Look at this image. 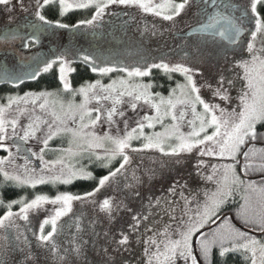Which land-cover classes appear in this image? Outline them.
<instances>
[{
	"label": "snow or ice",
	"instance_id": "snow-or-ice-1",
	"mask_svg": "<svg viewBox=\"0 0 264 264\" xmlns=\"http://www.w3.org/2000/svg\"><path fill=\"white\" fill-rule=\"evenodd\" d=\"M0 6L10 21L17 9L31 14L30 33L22 36L19 29H7L0 36L5 42L20 39L25 48L52 29L79 32L82 27H100L111 6L138 9L172 22L173 27L178 17L193 8L191 15L196 18L186 31L181 29L178 62L145 59L135 66L100 67V57L82 54L81 61L92 72L123 75L107 84L97 79L74 88L68 79L75 72L74 61L61 52L31 73L35 79L58 65L61 89L8 96L7 103L0 104V148L8 152L0 157V231L4 233L0 239L10 243L13 229L16 241L23 237L29 247L24 264L34 259L25 232H32L52 264H89V249L103 253L99 264H115L108 257L127 251L133 234L143 245L142 264H226L229 255L238 256L240 264H264V0L245 4L233 0H32L29 4L0 0ZM49 9H56L59 17L72 9L94 11L90 18L69 25L59 18L48 19ZM205 66L216 70L205 75ZM153 69L162 70L169 80L178 73L183 82L170 86L167 96L153 92L154 84L142 80L151 77ZM15 79L23 83V78ZM202 90L207 91V99ZM14 106L16 115L9 118ZM25 116L29 122L21 126ZM157 125L160 131H145ZM185 126L186 132L182 130ZM10 139L16 153L23 154L22 165L16 164L6 143ZM55 139L61 141L60 146L50 148L49 142ZM31 140L42 145L38 152L25 147ZM48 152L55 154L53 159H45ZM149 152L160 154L159 161L149 157L160 169L169 166L166 161L177 166L195 154L199 180L195 187L174 180L165 192L148 196L134 210L125 200L140 198L145 177L151 181L157 174L155 167L144 166ZM136 156L140 160L134 164ZM33 158L39 165H33ZM93 165L106 169V174L95 176L88 170ZM9 166L21 171L10 172ZM78 179L94 180L95 185L83 195L34 193L31 198L20 196L5 202L2 194L9 182L36 189ZM75 201L90 204L109 221L123 208L130 213L127 228L99 232L97 220L85 226L81 212L69 225V238L59 242L57 236L64 234L61 218L73 212ZM45 205L54 207L37 233L28 226L30 213L38 214ZM15 206L18 211L13 210ZM18 221L24 222V231Z\"/></svg>",
	"mask_w": 264,
	"mask_h": 264
},
{
	"label": "rangeland",
	"instance_id": "rangeland-1",
	"mask_svg": "<svg viewBox=\"0 0 264 264\" xmlns=\"http://www.w3.org/2000/svg\"><path fill=\"white\" fill-rule=\"evenodd\" d=\"M31 2L32 0H24L25 4H29ZM233 2L245 4L247 3V0H233ZM194 10L195 9L193 8L189 11L190 15L189 13H187V15H183V20H181L180 23L176 21L175 27H173L172 22H163L161 18L154 17L148 13H142L138 9L126 8L124 6H111L103 17L100 27L94 29L82 27L79 32L70 31L68 29H52L44 32L38 43H35L27 48L23 47V43L20 39L13 41L9 38L7 42L0 39V83L8 82L10 84H18L20 82L15 79L16 77L23 78V81L32 79L31 73L37 69L38 65L42 68V62L44 60L54 58V54H59L61 52H67L68 59L70 61L80 62L89 71H91V68L80 59L82 54H92L100 57V60L97 61V64L100 67L135 66L137 64H142L145 59L149 62H159L161 59L170 63L178 62L181 59L180 46L183 44V40L179 37V31H181L180 27L196 22V18L191 15ZM93 11L94 9H92L91 14L89 15L90 17ZM115 11H119V13L123 16H126L125 13H127V16L132 14L135 17L134 21L132 20V25L128 24V26L124 27L122 31H118L116 29V31L113 32L112 27L105 24L104 18L108 17L110 13ZM12 17L13 18L10 21L9 14L4 11H0V36H3L4 31L7 29H19L20 35L22 36L31 32L28 25L25 24V20L27 18L33 19L30 13L22 12L17 9L12 13ZM153 25H155V28H153ZM153 32H155V34H153ZM101 61H103V63H101ZM54 67L58 72V65ZM71 67L74 68L73 63L71 64ZM215 70V68L210 66H205L204 68L205 75H210ZM158 71L162 72V70ZM70 74L71 73L68 74L69 80ZM95 74L97 75L96 78L87 82H94L99 79L102 83L107 84L110 83L111 79H116L118 76L123 75L116 72L109 73L105 76H101L99 73ZM174 75H177V77H173L176 81L183 82L182 76L178 73ZM137 79L139 80L141 78ZM142 80L144 83H152L150 77H144ZM173 87H175V85ZM41 91L54 92L52 90L27 92ZM152 91L160 92L155 91L154 89H152ZM25 93L26 92L18 94H5L0 97V104L7 103L6 98L8 96H23ZM161 94L164 96L168 95V93ZM202 95L205 99L208 98L206 90H202ZM77 100H79V97H77ZM21 107H23V105H21ZM28 107L30 108L31 105ZM144 111H148V109L145 108ZM148 114L152 113L149 111ZM14 115H16L15 106L13 111L10 113L9 118ZM129 115L131 116L132 113L129 112ZM188 119H191L190 114ZM28 122L27 116L20 119L21 126L26 125ZM131 123L132 122L130 121V124ZM132 126H134V124ZM121 127H123V125H121ZM160 130L161 128L159 125H157L155 129H145L146 132ZM182 130L185 132L188 131L187 126L183 127ZM19 131L20 129H18V132ZM9 132H11L10 128ZM40 135L42 137L43 133H40ZM6 143L15 156L16 164L22 165L24 163L22 158L23 154L16 153L15 147L12 146L13 141L11 139ZM135 143L138 142H134V144ZM60 144L61 141L59 140L57 147L60 146ZM41 146L42 145L36 140H31L25 145V147L31 148L36 152L39 151ZM50 148L56 147L52 146ZM0 150L4 151L3 154H0V157L8 155V152H6L3 148H0ZM54 156V153L48 152L45 155V159H53ZM149 157L159 161L160 154L156 152H149L144 158V166L155 167L157 169V174L151 181L145 177V186L140 189L141 197H130L128 200H125V204L128 207L134 210L140 209L142 202H146V198L148 196H159L162 192L167 190L169 185L174 180L177 179H179L182 183L186 181L190 187L196 186L199 178L196 176L194 168V165L196 164L195 154L185 159L177 166H173L170 161H166L169 166L163 169H160L158 163L152 165ZM204 159L208 160L209 158L205 157ZM139 160V156L134 157V164L138 163ZM213 162L215 161L213 160ZM85 163H87V161H85ZM33 165H39V161L33 158ZM8 170L10 172L21 171V169H13L10 166ZM199 183L203 186V181H199ZM79 195H83V193H80ZM98 198L103 199V195L98 194ZM119 198L120 197H118V199ZM53 207L54 206L52 205H45L38 214L30 213V224L28 226L31 227L33 231L38 233L40 222L46 216L51 214ZM13 210L18 211V206ZM81 212L85 214L83 224L87 226L90 220L96 219V230L99 232L110 228L113 233H116L121 228H127V224L130 221V213L125 211L123 208H121L119 213L114 214V220L109 221L103 213L93 211L90 204L82 205L79 201H75L73 202V212L68 216L61 218L60 224L64 225V234L57 236V240L59 242H65L69 238V225H71L74 217L78 216ZM18 223L21 224V231H24V222L18 221ZM48 230H50V226H46V231ZM71 231L74 232L75 229L72 228ZM25 234L28 236L30 241L31 254L34 257L33 260L28 262V264H52L51 258L47 256L45 250L37 245V241L33 237L32 232H25ZM3 235L4 233L0 231V237ZM9 235L11 241L10 243L0 239V261H6L7 264H24L25 254L29 252L28 245L23 242V237H21L20 241L15 240L16 231L14 229L11 230ZM99 243L103 244L104 240L101 239ZM109 251L111 252V249H109ZM142 252L143 245L139 242L137 235L133 234L130 237L128 250L121 253H112L108 259L114 260L115 264H142ZM88 258L89 264H99L103 258V253L97 255L89 249Z\"/></svg>",
	"mask_w": 264,
	"mask_h": 264
},
{
	"label": "trees",
	"instance_id": "trees-1",
	"mask_svg": "<svg viewBox=\"0 0 264 264\" xmlns=\"http://www.w3.org/2000/svg\"><path fill=\"white\" fill-rule=\"evenodd\" d=\"M92 9H76L71 12L66 13L63 17L58 16V12L56 9L46 10V15L50 19H60L64 23L74 24L80 19H86L91 14ZM73 66L75 68V72L70 74V82L72 87L76 88L77 86L83 84L86 81H91L96 78V74L94 72L89 71L85 66H83L80 62H74ZM177 77V75H173V77ZM152 83L154 84V90L160 91L163 94H167L169 91V87H173L175 85V78L169 80L167 75L163 72H159L157 69H153L152 76L150 77ZM62 85L58 79V72L54 67L53 70L44 73L41 72L35 79H27L24 80L23 83L18 84H10L8 82L0 83V97L5 94H18L24 93L27 91H40V90H52L56 91L61 89ZM59 144V140L55 139L49 142V146L57 147ZM4 151L0 150V154H3ZM89 171L93 172L95 176H100L102 174H106V169H102L98 166H90L88 168ZM0 181H3V177L0 176ZM95 185L94 180H85L78 179L73 181L71 184H46V185H38L36 189H32L30 187L19 188L11 186L9 182V186H6L2 190L3 198L5 202L18 198L20 196H27L31 198L34 193L46 194L49 196H54L57 192H70L72 194H80L86 191L92 190ZM17 206L14 207L16 209ZM0 214H2V210H0ZM238 222V221H237ZM226 264H240V258L238 256L229 255L226 258Z\"/></svg>",
	"mask_w": 264,
	"mask_h": 264
},
{
	"label": "flooded vegetation",
	"instance_id": "flooded-vegetation-1",
	"mask_svg": "<svg viewBox=\"0 0 264 264\" xmlns=\"http://www.w3.org/2000/svg\"><path fill=\"white\" fill-rule=\"evenodd\" d=\"M69 12H71V10L69 11ZM115 13H117V15H115V16H113V15H108V17H106V18H104V22H105V24L106 25H110L111 27H112V29H113V32H115L116 31V29L118 30V31H122L123 29H124V27H126V26H128V24H131L132 25V22L134 21V19H135V17L131 14L130 16H123L121 13H119V11H115ZM189 13V12H188ZM189 15H190V13H189ZM90 17V16H89ZM88 17V18H89ZM27 18V17H26ZM48 18V17H47ZM143 18V17H142ZM145 18V17H144ZM183 15L181 16V17H178L177 19H176V21L177 22H181V20H183ZM48 19H50V18H48ZM51 20H56V19H51ZM133 20V21H132ZM32 21V19H30V18H27L26 20H25V24L26 25H29L30 24V22ZM163 22H167V21H163ZM170 23V22H169ZM100 24H101V22H100ZM193 24H195V22L193 23ZM29 29H30V31H32V29L29 27ZM181 29H183V30H187V25H185V26H182V27H180V30ZM29 31V32H30ZM180 33H181V31H179V37H181V35H180ZM43 35V33L42 34H40V37ZM258 147L259 146H261V145H257Z\"/></svg>",
	"mask_w": 264,
	"mask_h": 264
},
{
	"label": "water",
	"instance_id": "water-1",
	"mask_svg": "<svg viewBox=\"0 0 264 264\" xmlns=\"http://www.w3.org/2000/svg\"><path fill=\"white\" fill-rule=\"evenodd\" d=\"M236 222V221H235ZM237 223V222H236ZM237 226H240L238 223H237Z\"/></svg>",
	"mask_w": 264,
	"mask_h": 264
}]
</instances>
